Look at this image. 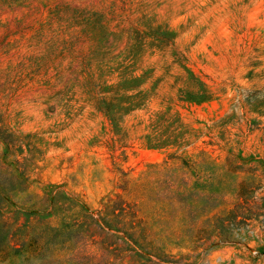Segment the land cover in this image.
I'll return each mask as SVG.
<instances>
[{"label":"rangeland","instance_id":"obj_1","mask_svg":"<svg viewBox=\"0 0 264 264\" xmlns=\"http://www.w3.org/2000/svg\"><path fill=\"white\" fill-rule=\"evenodd\" d=\"M0 264H264V0H0Z\"/></svg>","mask_w":264,"mask_h":264}]
</instances>
